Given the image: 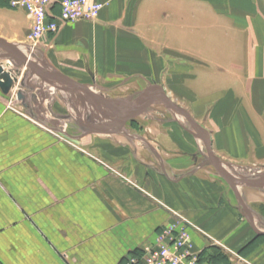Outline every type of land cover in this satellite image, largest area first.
Returning <instances> with one entry per match:
<instances>
[{"label":"crops","instance_id":"0c3cea01","mask_svg":"<svg viewBox=\"0 0 264 264\" xmlns=\"http://www.w3.org/2000/svg\"><path fill=\"white\" fill-rule=\"evenodd\" d=\"M92 1L104 4L98 19L68 24L49 47L45 38L35 58L90 101L123 107L161 86L208 133L226 172L264 173V0ZM29 29L27 12L0 0V39L27 47ZM7 95L0 89V264H125L181 219L197 250L264 264L254 230L264 183L236 184L246 212L178 112L65 138Z\"/></svg>","mask_w":264,"mask_h":264},{"label":"rangeland","instance_id":"374dc122","mask_svg":"<svg viewBox=\"0 0 264 264\" xmlns=\"http://www.w3.org/2000/svg\"><path fill=\"white\" fill-rule=\"evenodd\" d=\"M202 0H195L196 9L203 6ZM201 2V3H199ZM219 0H210V8L218 7ZM204 6H208L205 3ZM7 43L21 49L24 52H27L31 59L35 58L34 54L30 53L26 45H18L12 42ZM16 55L14 51H9L0 47V67H4L6 71L11 72L13 77H15L14 87L12 91L7 95L8 105L16 104L20 108V113L29 114L34 118L35 122L40 124L45 129L49 130L50 133L54 136H61L65 138H72L75 136H93L96 134H115L122 132H115L118 126L122 123L123 118L118 120V125L112 128L110 133H97L95 129H106L102 127L103 119L102 115L105 116L108 114L109 110L105 104L97 101H90V97L85 95L83 96L81 92L74 90V93H70V89L64 87H58L56 84L52 83L48 79L37 74L33 69L27 64H23L18 60L10 57ZM36 61V60H35ZM37 62V61H36ZM39 65L45 67L49 71L50 68L45 66L41 61L37 62ZM53 71V70H52ZM51 71V72H52ZM25 75H29L27 79H24ZM24 76V77H23ZM23 80L25 84L23 85ZM27 80V81H26ZM22 84V86H21ZM19 87V88H18ZM161 86L151 85L148 87L141 96L147 92L148 97L156 98L159 96L157 88ZM162 88V87H161ZM21 92L26 96L25 101L18 100V93ZM166 93V91H165ZM80 94L83 99H80ZM167 94V93H166ZM168 95V94H167ZM169 96V95H168ZM170 97V96H169ZM171 98V97H170ZM137 98H131L127 103H131ZM14 103V104H13ZM113 112H121L124 109V106L117 104H112ZM167 110L175 111L169 105L165 104H155V105H143L138 109L133 111L130 116L133 117L135 113H144L147 114L152 112V110ZM112 111V110H111ZM109 132V131H108ZM115 132V133H113ZM242 176L247 177L248 179H263L264 173H245ZM244 212V210H243ZM262 216H260L262 221L257 224V227L254 228L255 232L261 234L264 232V210L262 209ZM217 247V246H216ZM211 250V249H209ZM225 253V251H224ZM226 258L227 264H232V258L236 259V255H229Z\"/></svg>","mask_w":264,"mask_h":264},{"label":"built area","instance_id":"2783aa9c","mask_svg":"<svg viewBox=\"0 0 264 264\" xmlns=\"http://www.w3.org/2000/svg\"><path fill=\"white\" fill-rule=\"evenodd\" d=\"M12 8L24 9L30 20L28 50L34 54L43 47L44 39L52 45L59 32L68 24L78 21H95L104 4L92 0H9ZM59 6L60 14L53 9ZM192 224L181 219L164 226L155 241L145 246L125 264H211L201 260L202 251L195 248Z\"/></svg>","mask_w":264,"mask_h":264},{"label":"water","instance_id":"95a60500","mask_svg":"<svg viewBox=\"0 0 264 264\" xmlns=\"http://www.w3.org/2000/svg\"><path fill=\"white\" fill-rule=\"evenodd\" d=\"M0 47L7 49L9 51H14L16 55H12L10 57H13L14 59L18 60L19 62L23 64H27L30 66L33 71H35L37 74L41 75L42 77L48 79L52 83L56 84L58 87H64L70 89V93H74L73 91L75 90V84L68 78L61 76L57 74L55 71H49L45 67L39 65L37 62V58L31 59L27 52L22 51L21 49L14 47L13 45L7 43L6 41L0 39ZM37 62H36V61ZM15 83V77L11 74V72L6 71L4 67H0V89L3 94L7 95L9 94ZM159 96L156 98H150L148 97V93L143 94L142 96L138 97L131 103L125 104L124 109L121 112H113L112 104L115 103L113 100H101L105 106L108 108V114L105 116L102 115L103 123L102 127L104 126L108 130L104 129H95L93 128L97 133H110V130L114 128L115 126L118 125V120L120 118H123L122 123L118 126L117 130L115 132L120 131L121 128L124 127L126 124L127 120L130 117V114L138 109L140 106L143 105H155L158 103L169 105L172 109H174L176 112L181 114L186 120L190 123V125L195 129V131L200 135L202 138L203 142L205 143L207 152L209 154L210 162L213 165V167L216 169V171L220 174V176L228 182L235 190L237 193L238 199L245 209L246 212H248V209L238 194L236 190V184H245V185H251V186H258L264 183V178L260 180H251V179H243V178H237L226 172L216 161V158L212 152V147H211V140L208 135V133L195 121V119L190 115V113L185 110L182 106L178 105L175 103L164 91L163 88L159 87L157 88ZM18 100H26V96L19 92L18 95ZM112 110V111H111ZM109 131V132H108ZM113 132V133H115Z\"/></svg>","mask_w":264,"mask_h":264},{"label":"trees","instance_id":"16d2710c","mask_svg":"<svg viewBox=\"0 0 264 264\" xmlns=\"http://www.w3.org/2000/svg\"><path fill=\"white\" fill-rule=\"evenodd\" d=\"M201 260L211 264H226L225 256L218 250H204L201 254Z\"/></svg>","mask_w":264,"mask_h":264},{"label":"bare ground","instance_id":"6f19581e","mask_svg":"<svg viewBox=\"0 0 264 264\" xmlns=\"http://www.w3.org/2000/svg\"><path fill=\"white\" fill-rule=\"evenodd\" d=\"M110 131H112V130H110Z\"/></svg>","mask_w":264,"mask_h":264}]
</instances>
